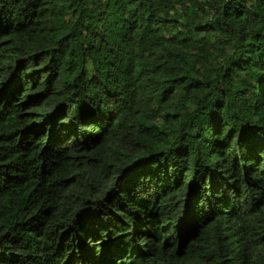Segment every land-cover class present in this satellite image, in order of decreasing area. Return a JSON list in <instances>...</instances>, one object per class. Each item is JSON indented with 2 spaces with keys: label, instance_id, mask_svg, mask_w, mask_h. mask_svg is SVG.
<instances>
[{
  "label": "trees",
  "instance_id": "1",
  "mask_svg": "<svg viewBox=\"0 0 264 264\" xmlns=\"http://www.w3.org/2000/svg\"><path fill=\"white\" fill-rule=\"evenodd\" d=\"M0 264H264V0H0Z\"/></svg>",
  "mask_w": 264,
  "mask_h": 264
}]
</instances>
